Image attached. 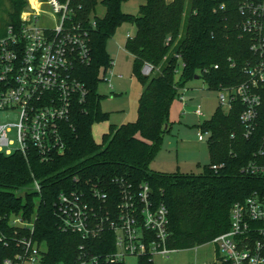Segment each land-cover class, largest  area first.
Listing matches in <instances>:
<instances>
[{"label": "trees", "instance_id": "obj_1", "mask_svg": "<svg viewBox=\"0 0 264 264\" xmlns=\"http://www.w3.org/2000/svg\"><path fill=\"white\" fill-rule=\"evenodd\" d=\"M65 1V0H60ZM99 0H71L75 21L89 30L91 63L78 68V79L85 85L83 103H76L66 133V148L50 162L41 163L30 150L25 157L14 151L0 152V238L11 240L14 216L34 217L32 235L19 230V236L31 237L45 248L43 264H74L83 251L100 255L113 251V234L83 241L78 235L60 229L55 212L58 195L79 183L111 185L114 179L150 186L152 198L168 212V247L176 251L195 249L211 243L230 228V210L254 192L264 194V177H249L242 169L255 160L254 153L264 131L246 140L239 121L243 106L231 104L227 112L220 107L200 130L209 132L206 141L210 163L200 175H167L151 171L165 132L169 128V110L184 86L195 77L208 89L236 87L245 80L244 68L252 61L246 36L238 28L241 0H139L138 14L127 15L121 5L130 0H102L103 18L94 17ZM1 13L6 24H15L25 0H6ZM225 4L224 10H218ZM217 9L216 12H213ZM135 26L125 50L133 58V76L142 87L137 118L119 127H109L97 144L91 134L94 123L107 120L100 110L96 88L100 75L112 60L105 44L123 24ZM180 64L184 67L180 69ZM150 67L148 75L144 67ZM180 71V79L174 77ZM218 166L217 170L211 169ZM34 182L40 192L33 190ZM115 190V187H111ZM24 192L23 197L16 195ZM113 242V241H112ZM83 247L82 250L79 247ZM19 250L13 243L0 242V264ZM139 264H153L140 258Z\"/></svg>", "mask_w": 264, "mask_h": 264}, {"label": "built area", "instance_id": "obj_2", "mask_svg": "<svg viewBox=\"0 0 264 264\" xmlns=\"http://www.w3.org/2000/svg\"><path fill=\"white\" fill-rule=\"evenodd\" d=\"M70 1L25 0L15 24L0 22V112L17 111L19 120L14 125H0V152L5 155L19 151L26 157L34 150L39 161L47 163L66 148L74 106L83 103L87 95L85 85L78 79V68L88 66L92 60L89 30L75 21ZM237 8L238 28L248 38L254 59L244 68L245 80L241 84L217 92L219 107L223 110L226 106L225 112L233 102L241 103L239 121L243 137L249 140L255 132L264 131V0H241ZM224 9L225 4H220L218 10ZM50 16L53 25L44 26ZM93 20L90 17L92 23ZM130 38L127 35V40ZM112 65L113 62L110 68ZM183 67L180 64V69ZM149 73L150 67H144L143 74ZM179 98L184 99L182 95ZM194 114L202 116L200 107ZM10 128L16 129L15 150L9 149L14 145L7 138ZM208 137L209 132L199 129V142ZM254 157L242 172L249 177H264V134ZM217 168L211 167L214 171ZM76 183L75 189L57 197L55 212L60 229L83 241L101 238L106 232L114 238L112 252L90 255L82 251L74 264H127V258H135L139 264L140 258L153 262L155 256L166 259L176 252L168 247L167 209L154 201L147 183L136 185L120 179L107 186L81 184L78 179ZM113 186L115 190L110 189ZM32 189L40 192L36 182ZM34 220H24L21 215L11 219L14 237H1L0 242L5 246L13 243L19 251L2 264H43L45 248L31 237L19 236L21 229L32 235ZM229 220V230L211 242L215 258L209 264H264V194L254 192L235 203Z\"/></svg>", "mask_w": 264, "mask_h": 264}, {"label": "rangeland", "instance_id": "obj_3", "mask_svg": "<svg viewBox=\"0 0 264 264\" xmlns=\"http://www.w3.org/2000/svg\"><path fill=\"white\" fill-rule=\"evenodd\" d=\"M101 1H98L95 12L91 13L92 18L104 17L105 8ZM6 3V0H0V10ZM141 4L139 0H130L121 5V11L135 16ZM48 18L43 22L44 26L53 25L51 16ZM4 20L5 15L0 11V22L4 23ZM127 35L131 38L135 35V26L131 23L121 25L105 44L106 54L114 66L108 70L111 74L108 73L104 78L103 74L100 75L101 81L96 88L101 97L100 110L108 115L107 120L94 123L91 127L92 137L99 144L109 127H119L136 120L140 84L133 76V58L125 50ZM180 76V71L175 74V82L179 81ZM181 95L184 97L183 101L176 98L170 107L169 128L163 135L160 149L150 169L167 175H200L210 163V158L206 139L199 142L197 133L203 122L210 120L218 109L219 93L209 90L204 80L193 79L186 83ZM198 107L202 112L201 117L194 114ZM222 108L226 110V106ZM18 122L17 111L0 112V125H14ZM7 138L14 144L9 149L15 150L18 147L15 128H10ZM16 195L23 197L24 192H17ZM214 258L215 245L209 243L191 250L176 251L166 259L155 256L152 261L153 264H209ZM126 263L137 264V260L127 258Z\"/></svg>", "mask_w": 264, "mask_h": 264}, {"label": "crops", "instance_id": "obj_4", "mask_svg": "<svg viewBox=\"0 0 264 264\" xmlns=\"http://www.w3.org/2000/svg\"><path fill=\"white\" fill-rule=\"evenodd\" d=\"M113 66H114V65H112V67H113ZM108 70H109V69H108ZM108 70L105 72V74H104L105 76H106L108 73L111 74V72L108 71ZM111 89H112V87H111ZM141 91H142V87H141V85H140V90H139V93H138V94H139V97H140ZM182 96H183V95H182ZM136 118H137V115H136ZM132 122H134V121H132ZM129 123H131V122H129ZM124 124H125V123H124ZM94 141H95V140H94ZM101 141H102V139H101ZM95 142H96V141H95ZM96 143L99 144L98 142H96Z\"/></svg>", "mask_w": 264, "mask_h": 264}, {"label": "water", "instance_id": "obj_5", "mask_svg": "<svg viewBox=\"0 0 264 264\" xmlns=\"http://www.w3.org/2000/svg\"><path fill=\"white\" fill-rule=\"evenodd\" d=\"M194 80H198V77H195Z\"/></svg>", "mask_w": 264, "mask_h": 264}]
</instances>
